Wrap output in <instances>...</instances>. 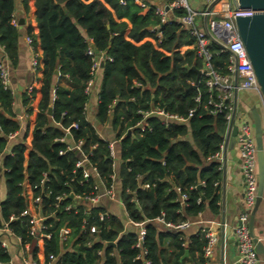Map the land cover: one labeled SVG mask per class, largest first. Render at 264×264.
Returning <instances> with one entry per match:
<instances>
[{"label": "trees", "instance_id": "16d2710c", "mask_svg": "<svg viewBox=\"0 0 264 264\" xmlns=\"http://www.w3.org/2000/svg\"><path fill=\"white\" fill-rule=\"evenodd\" d=\"M145 1L150 7L142 11L134 0H34L37 38L32 26L27 27L26 33L34 48L37 44L42 48V82L25 165L27 126L22 128L14 117V95L0 81V164L6 185L5 198L0 201V225L25 207L23 180L37 184L42 171L47 170L48 180L43 188L51 192H41L40 212L48 225L45 230L50 232L49 237L43 238L48 264H144L145 259L148 264H189L186 261L193 260V245L183 244L181 231H163L151 218L163 212L166 220L175 222L194 216L207 206L218 211L216 182L221 170L212 155L219 148L226 119L222 112H209L210 92L202 75L197 80L202 60L196 53L195 37L173 18L186 10L174 8L168 20L161 22L154 11L159 1ZM14 8V0H0V44L12 66L17 63L20 35L13 21ZM89 46L95 54L103 52L109 57L102 60L95 119L98 123L109 121L116 133V183L128 218H150L145 222L142 245L147 252L143 256H137L141 249L134 246L135 228L124 230L123 221L113 213L99 218L100 212H106L101 201L92 206L76 203L65 208L73 201L72 193H89L95 181L94 177L79 181L81 169L75 166L77 155L73 150L59 154V149L66 147L60 140L65 127L74 140L83 139L82 147L104 183L112 181L110 174L116 169L109 154V141L99 136L84 109L90 98L85 87L94 76L92 55L87 53ZM210 49L213 65L220 73H226L228 53L216 44H211ZM56 69L72 87L58 84L52 99ZM33 93L34 89H26L22 103L28 104ZM151 105L181 115L193 111L185 121L166 123L160 116L150 115L146 118L148 126H134L141 118L137 109ZM16 130L17 134L9 138V133ZM10 141V148L5 151ZM143 182H148L149 187H141ZM34 191L40 192V187ZM60 192L67 194L55 207V195ZM180 193L187 195L185 203L181 202ZM21 218L23 221L13 219L9 225L22 241H30L31 256L37 258L38 245L28 232L26 218ZM91 224L98 231H90ZM64 225L71 228L65 240L60 236ZM195 242L201 253L204 242ZM186 248L189 256L184 257ZM50 254L55 259L49 262ZM0 264H10V253L1 243Z\"/></svg>", "mask_w": 264, "mask_h": 264}, {"label": "built area", "instance_id": "2783aa9c", "mask_svg": "<svg viewBox=\"0 0 264 264\" xmlns=\"http://www.w3.org/2000/svg\"><path fill=\"white\" fill-rule=\"evenodd\" d=\"M120 2H125V0H119ZM142 10L148 9L150 4L145 0H134ZM219 0H203V6L201 9H194L189 5L188 0H171L170 2L159 1L155 3L154 11L158 15L161 22L168 20L170 13H172L174 8H184L185 13L180 15H173V18L184 24L190 31V33L195 37V48L197 55L202 60V67L200 68L201 75L204 78L207 90L210 92L209 98L207 100L208 110L210 113L222 112L226 119V126L223 130V137L219 144V148L213 153L212 158L219 162V168L222 166L225 160V150L229 144V137L234 125L237 126V132L234 135V144L237 142L238 155L240 160V169L242 173L243 181V196H244V210L239 214V222L235 226L234 235L238 249V255L236 259V264H262L263 257L256 251L255 242L253 236L249 229V217L251 209L255 203L258 188V174H257V144L255 138L254 124L249 123L247 119L243 116H239L236 96L237 93L242 89H248L255 91L258 97L261 99L263 112L259 110L260 116V127H261V137H262V150L264 155V98L261 92L260 85L257 80V76L252 65V62L247 53L244 42L242 41L235 18L238 16H251L255 11L250 7H240L237 4H229L223 2L219 8H215L214 5ZM201 15L202 21L201 26L197 25L195 22V16ZM172 16V15H171ZM156 27V26H155ZM154 27V29H156ZM157 35L160 36L161 32L158 30ZM26 43L32 48V66L34 69L38 65V55L35 48L32 45V38L26 34ZM211 44H216L219 50L226 51L228 53V63L227 72L220 73L212 62L213 52L210 49ZM87 53L92 55V71L96 70L100 65V62L107 58L108 56L100 52L99 54L94 53L92 46L87 48ZM109 58V57H108ZM0 81L3 86L10 89V69L9 66L0 60ZM92 78L89 79L85 90L89 91ZM34 83H31L27 87V91L31 92L34 89ZM11 90V89H10ZM11 92H13L11 90ZM87 103L84 105L86 110ZM193 109H190L188 115H181L176 112L169 111L164 107L159 105H151L148 108H138L137 112L141 114V118L137 120L134 126H139L140 128H145L148 126L146 118L150 115H158L164 122L169 120L185 121L189 115L192 114ZM253 121V120H252ZM76 126V123H72ZM69 130V129H68ZM18 130L9 133L8 137L13 138L17 134ZM60 140L62 138L60 137ZM83 139L73 140L72 143H65V149H59V154L64 153L66 150H79L80 156L75 160V166L81 169V179L80 182L87 181L90 177H94L95 181L93 183V190L89 193H72L73 201L65 205L66 209L72 208L76 203H85L88 206L96 205L103 197L110 199L118 198L115 181L116 172L110 174L112 179L109 184L104 183L102 179L98 176L95 165H93L88 156V151H85L82 147ZM110 149L109 154L113 157L115 166V149L114 144L109 142ZM140 176V174L138 175ZM70 179H73L71 177ZM48 180V171L43 170L41 177L37 184L32 185L29 182L30 188L32 190V195L29 200L26 198L25 207L19 212V214L12 213L9 215L7 220L2 222L0 229L3 231L10 232L14 234L18 240L21 247L25 248L30 241H22L19 234L15 233L9 225V222L13 219L21 217L26 218V223L28 225L29 234L36 240V244L40 243L43 247V238L49 237L50 232L45 230L48 225L45 224V215L40 212V200L41 192L49 194L51 191L43 188L44 183ZM24 181V180H23ZM23 186V182L21 183ZM39 186L40 192L35 193L34 188ZM141 187H149L148 182H143L140 184ZM179 191V188H176ZM126 191H131L126 188ZM24 192V189H23ZM67 192H60L55 195V201L53 206L58 207L60 201L66 196ZM118 195V196H117ZM187 195L185 193H180L181 202L185 203ZM134 197H131L133 200ZM199 201V198H198ZM264 201V193H263ZM100 212L99 218L102 219L106 214ZM154 221L163 223L166 227L174 229L176 231L183 230L188 227L190 221L185 218L179 221H170L164 218L163 212L151 218ZM150 220V218H144L141 220H131L136 226L135 231L137 234V239L134 242L135 247H139L141 250L137 256H143L146 254V248L142 245L145 236V222ZM87 221L84 218L82 221V228H87ZM90 231L96 232L98 228L95 224L89 226ZM71 228L69 226H62L60 231V236L62 239H67L70 234ZM203 235L205 241L202 246V251L204 256H209L212 254L213 247L217 242L218 236L216 232L210 229H204ZM100 252V251H98ZM49 262L55 259V255H49ZM24 264H38L37 258H30L23 256L22 258ZM149 260L145 259L144 264H148ZM48 264V263H47Z\"/></svg>", "mask_w": 264, "mask_h": 264}, {"label": "crops", "instance_id": "0c3cea01", "mask_svg": "<svg viewBox=\"0 0 264 264\" xmlns=\"http://www.w3.org/2000/svg\"><path fill=\"white\" fill-rule=\"evenodd\" d=\"M14 1L15 8L12 13L13 21L15 25H17L20 33L18 40V59L15 66L10 65L3 50V47L0 44V60L5 62L10 69V89L13 91L12 93L14 95V100L12 103V111L14 112V117L20 122L22 128L27 126V134L25 137L26 148L24 151L25 165L28 157V152L30 150L32 129L35 124L38 102L41 97L40 85L42 82V48L37 44V47L34 49L38 55L39 65L38 68L34 69V67L32 66L33 50L25 41V36L27 34L26 29L28 26L33 27V35L35 38H37L34 0H26V6L23 0ZM188 2L189 5L196 10L201 9L203 6V0H188ZM218 3L219 1L214 5L215 8L220 7L217 6ZM20 21H22V23ZM55 72L56 73L53 76V86L51 91L52 99L54 97L55 87L58 84L65 87H72L71 83L67 81L66 77H59L58 69H56ZM101 77L102 67L99 65L98 68H96V70L94 71V76L89 87L90 98L87 102L86 118L94 124L96 131L100 137L115 144L116 133L112 128L110 122L106 121L104 123H98L95 119L96 104L98 100V90L100 87ZM31 83H34L35 86L34 93L28 104H24L22 103V95L23 92L27 89L28 85H30ZM244 94V105L249 109L252 118L251 109L253 107H256L257 110H259L256 104L257 98L251 97L250 93L245 92ZM240 97V92H238L236 96L237 109L239 103L238 100ZM49 107L51 108V106ZM51 123L54 125H59V122L53 120H51ZM61 138L64 143H72V141L74 140L72 133L68 130V127L64 128V134L61 136ZM11 142L12 141H10L6 145L4 149L5 151L9 150ZM74 152L77 157L81 154L79 150H75ZM115 158V172L117 173L116 170L119 165V158L117 154ZM239 163L240 160L238 155V149L235 148V144L233 147H229L228 144V147L225 150L224 163L220 167L221 177L219 181L216 182V184H219V199L217 201L218 211L214 212L207 206L198 214L194 216H187L186 218L190 221V224L188 227L184 228L183 230H180L184 239L183 244L193 245V260H191L190 258L186 261V263L236 264L238 249L235 240L234 229L237 223L239 222V214L245 208L242 173ZM3 169L4 168L0 164V201H2L6 195V185ZM115 185L118 193L119 187L116 181ZM23 189L25 197L27 198V200H29L32 195V190L30 188L29 181L26 178L23 181ZM100 201L105 206L106 212L117 215L123 221L124 230H130L136 227L133 222L129 221L126 210L124 208L123 201L120 196L114 199L103 197ZM157 226L163 231H176L174 229L166 227L161 222H157ZM204 229H210L216 232L218 236L217 242L213 247L212 254L209 256H204L203 251L200 253V248L196 245L195 242V240H198L199 242L205 241L203 235ZM253 232L258 237V239H260L264 244V201L259 205L258 209L255 212ZM0 243L10 253V264H24L22 260L23 256L28 258L31 257V243L27 244L25 248H22L21 245L18 243L16 236L10 232L3 231L0 229ZM38 248V264H47L43 252V247L42 245H40V243H38ZM183 256H189L188 248L185 249ZM262 264H264V259L262 261Z\"/></svg>", "mask_w": 264, "mask_h": 264}, {"label": "water", "instance_id": "95a60500", "mask_svg": "<svg viewBox=\"0 0 264 264\" xmlns=\"http://www.w3.org/2000/svg\"><path fill=\"white\" fill-rule=\"evenodd\" d=\"M240 7H250L255 12L251 16H238L235 18L238 33L245 44L247 53L254 67L258 83L264 98V0H237ZM22 23V21H20ZM102 61L100 62V66ZM201 75L200 69H197V80ZM194 86V84H193ZM255 138L257 144V174L258 188L255 203L251 209L249 217V229L255 242L256 251L264 258V244L253 232V223L255 212L263 202L264 193V155L262 150V137L260 127V116L256 107L251 109ZM51 113V108H48ZM237 132V126L234 125L229 137V147L234 146V135ZM224 221V220H223Z\"/></svg>", "mask_w": 264, "mask_h": 264}, {"label": "rangeland", "instance_id": "374dc122", "mask_svg": "<svg viewBox=\"0 0 264 264\" xmlns=\"http://www.w3.org/2000/svg\"><path fill=\"white\" fill-rule=\"evenodd\" d=\"M223 2H227L229 4H235L236 0H220L217 6H220V4H222ZM201 21H202V16L198 15L195 16V22L197 23V25L201 26ZM241 97L239 98V103H238V114L239 116H243L245 119H247L249 121V123L252 125V118H251V114L249 112V109L244 105V93H250L251 97H255L257 98V106L260 110V112H263V106H262V102L261 99L258 97V94L255 91L252 90H248V89H242L239 91ZM235 148L237 149V142L235 143ZM116 159V158H115Z\"/></svg>", "mask_w": 264, "mask_h": 264}]
</instances>
